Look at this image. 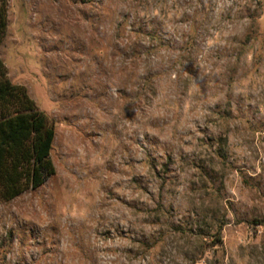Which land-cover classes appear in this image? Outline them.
Returning a JSON list of instances; mask_svg holds the SVG:
<instances>
[{
	"label": "rangeland",
	"instance_id": "rangeland-1",
	"mask_svg": "<svg viewBox=\"0 0 264 264\" xmlns=\"http://www.w3.org/2000/svg\"><path fill=\"white\" fill-rule=\"evenodd\" d=\"M0 1L55 171L0 264H264V0Z\"/></svg>",
	"mask_w": 264,
	"mask_h": 264
},
{
	"label": "trees",
	"instance_id": "trees-1",
	"mask_svg": "<svg viewBox=\"0 0 264 264\" xmlns=\"http://www.w3.org/2000/svg\"><path fill=\"white\" fill-rule=\"evenodd\" d=\"M5 15L6 3L0 1V46ZM53 140V127L27 92L9 82L0 61V199L9 201L35 191L54 176L50 159Z\"/></svg>",
	"mask_w": 264,
	"mask_h": 264
}]
</instances>
